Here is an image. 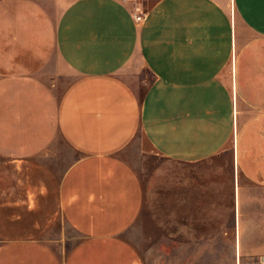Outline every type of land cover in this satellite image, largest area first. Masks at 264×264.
<instances>
[{
  "label": "crops",
  "instance_id": "0c3cea01",
  "mask_svg": "<svg viewBox=\"0 0 264 264\" xmlns=\"http://www.w3.org/2000/svg\"><path fill=\"white\" fill-rule=\"evenodd\" d=\"M138 136L198 177L162 254L215 255L264 223L243 212L264 207V0H0V264H145ZM227 147L224 180L204 173Z\"/></svg>",
  "mask_w": 264,
  "mask_h": 264
},
{
  "label": "rangeland",
  "instance_id": "374dc122",
  "mask_svg": "<svg viewBox=\"0 0 264 264\" xmlns=\"http://www.w3.org/2000/svg\"><path fill=\"white\" fill-rule=\"evenodd\" d=\"M146 9L154 0H132ZM249 38L254 35L247 32ZM141 65L140 60L136 59L132 64L126 67L122 74L126 76L135 74V67ZM139 73V72H137ZM148 79V77H147ZM67 80V78H66ZM142 141V142H141ZM140 148L147 152H140ZM147 148V149H146ZM124 156L130 164L136 169L146 189V200L140 217L130 231L131 240L138 247L143 255L145 264H259L264 257V223H246L241 225L242 240H220L212 241L210 247L215 255H201L200 257H189L175 255L167 256L162 254V248H166L167 242L170 247H175L176 240H164V226L169 230H176V224H162L166 221L167 215H177L176 200L179 197L182 205L188 195L186 189L195 182L198 177H193L196 171L192 170V166L177 163L168 160L155 152L148 149L142 137L138 136L134 142L124 152ZM75 158V154L73 156ZM205 165L203 172L218 173L217 177L221 181L224 175L230 170V150L225 148L220 155L209 160ZM1 162V158H0ZM215 170V171H214ZM211 174V173H210ZM203 177V176H202ZM210 177L202 178L208 180ZM254 196L264 200V192H252ZM189 196V195H188ZM169 203V208L167 205ZM171 205L173 208H171ZM169 210V211H168ZM257 210L262 212L264 216V207L259 209H243L248 216L257 215ZM185 211V209H184ZM182 209V214H184ZM226 209H218V215H225ZM256 219V218H251ZM264 219V218H263ZM220 226V225H217ZM65 228V229H64ZM59 225H55L46 236L56 237L59 235ZM63 232L71 235V240L67 244L77 240L78 235L64 224ZM202 246L204 241H201ZM259 255V256H256ZM261 255V256H260ZM199 260V261H198Z\"/></svg>",
  "mask_w": 264,
  "mask_h": 264
},
{
  "label": "built area",
  "instance_id": "2783aa9c",
  "mask_svg": "<svg viewBox=\"0 0 264 264\" xmlns=\"http://www.w3.org/2000/svg\"><path fill=\"white\" fill-rule=\"evenodd\" d=\"M136 9L139 11L140 7H136ZM134 19L137 22H141L144 19V13L142 10H140L138 13L134 14ZM259 264H264V259L261 260V262H259Z\"/></svg>",
  "mask_w": 264,
  "mask_h": 264
},
{
  "label": "water",
  "instance_id": "95a60500",
  "mask_svg": "<svg viewBox=\"0 0 264 264\" xmlns=\"http://www.w3.org/2000/svg\"><path fill=\"white\" fill-rule=\"evenodd\" d=\"M263 259H264V257H263Z\"/></svg>",
  "mask_w": 264,
  "mask_h": 264
}]
</instances>
